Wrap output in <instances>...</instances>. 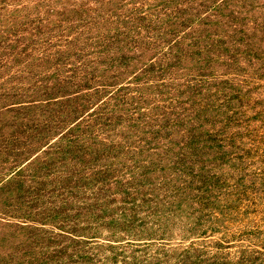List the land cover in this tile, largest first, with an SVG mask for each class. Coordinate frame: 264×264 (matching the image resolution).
<instances>
[{"label":"rangeland","instance_id":"rangeland-1","mask_svg":"<svg viewBox=\"0 0 264 264\" xmlns=\"http://www.w3.org/2000/svg\"><path fill=\"white\" fill-rule=\"evenodd\" d=\"M0 264H264V0H0Z\"/></svg>","mask_w":264,"mask_h":264}]
</instances>
